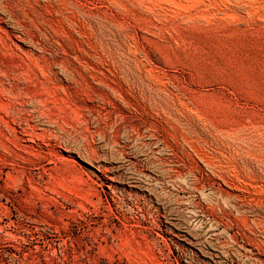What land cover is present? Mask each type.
Segmentation results:
<instances>
[{
    "label": "rangeland",
    "instance_id": "374dc122",
    "mask_svg": "<svg viewBox=\"0 0 264 264\" xmlns=\"http://www.w3.org/2000/svg\"><path fill=\"white\" fill-rule=\"evenodd\" d=\"M0 264H264V0H0Z\"/></svg>",
    "mask_w": 264,
    "mask_h": 264
}]
</instances>
